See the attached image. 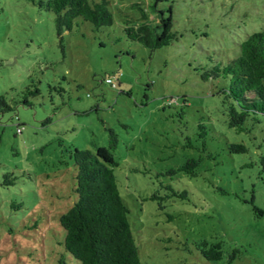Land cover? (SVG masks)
<instances>
[{
	"label": "rangeland",
	"instance_id": "rangeland-1",
	"mask_svg": "<svg viewBox=\"0 0 264 264\" xmlns=\"http://www.w3.org/2000/svg\"><path fill=\"white\" fill-rule=\"evenodd\" d=\"M151 3L171 8L177 33L154 50L123 33L141 21V9L151 22ZM106 7L111 24L96 29L77 18L59 42L50 11L0 0V94L12 107L0 113V264H78L61 243L58 215L75 193L59 141L95 150L107 143L105 126L117 135L114 173L141 264H225L233 247V264H264V169L257 150L228 152L246 135L227 125L217 82L202 80L199 69L264 30V0H107ZM28 85L39 89L27 95L30 105L11 103ZM199 156L193 174L175 169ZM8 172L16 179L4 184ZM167 186L185 195L149 197L169 193ZM202 237L222 241L221 259L201 255Z\"/></svg>",
	"mask_w": 264,
	"mask_h": 264
},
{
	"label": "trees",
	"instance_id": "trees-1",
	"mask_svg": "<svg viewBox=\"0 0 264 264\" xmlns=\"http://www.w3.org/2000/svg\"><path fill=\"white\" fill-rule=\"evenodd\" d=\"M39 9L53 14V24L58 41L61 42L62 30H70L73 21L80 18L89 22L94 28L109 25L111 12L107 9V0H30ZM157 1V0H155ZM154 14L151 22L146 21V13L141 9L140 22L125 25L123 33L129 40L139 42L142 46L154 50L177 40V33L172 29L171 8L155 9V4L148 5ZM154 8V9H153ZM231 55L226 60L212 62L209 66H199L202 80L217 82L215 93L220 95L219 106L228 126L246 135V141L238 140L227 144L229 153L246 154L257 150L258 163L264 169V144L262 136L264 126V30L246 34V37L233 44ZM104 81L114 86L112 78L106 76ZM54 88L59 94L61 87ZM25 92L13 104L29 106L27 95L39 94L37 86H26ZM23 91V90H22ZM11 105L0 94V113L10 111ZM105 124L104 121H101ZM106 125V124H105ZM199 137L207 131L203 123L197 124ZM107 143L95 150L78 149L71 144H63V152L71 159L74 167L73 191L75 198L65 211L58 215V222L63 231L61 243L78 264H141L134 238L131 234L124 199L119 194L114 166L116 160L113 150L117 145V135L112 128L105 126ZM202 137V150L207 143ZM207 155H212L207 152ZM201 156L189 157L175 169L193 174L194 166ZM149 170V168H145ZM24 170V169H22ZM169 171H173L172 168ZM5 173L2 182L13 183L15 176ZM159 175V172H156ZM168 187V186H167ZM170 188V187H168ZM169 195L183 197L185 190L176 192L170 188L169 193L153 192L150 198L164 199ZM160 202V201H159ZM162 207V203H158ZM222 241L208 242L199 238L196 247L205 259H221L224 255ZM239 250L233 247L227 251L225 264H233Z\"/></svg>",
	"mask_w": 264,
	"mask_h": 264
}]
</instances>
